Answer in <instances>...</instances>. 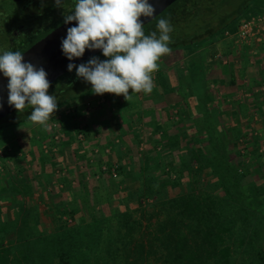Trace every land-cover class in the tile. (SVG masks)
<instances>
[{
  "label": "trees",
  "instance_id": "obj_1",
  "mask_svg": "<svg viewBox=\"0 0 264 264\" xmlns=\"http://www.w3.org/2000/svg\"><path fill=\"white\" fill-rule=\"evenodd\" d=\"M11 1L14 6L8 9L0 0V42L4 41L9 47H13L10 42L17 41L19 44V41H25L26 34L20 31L21 24H28V29L33 21L51 18L46 28L49 29L64 19L65 12L71 14L76 3V0H62L61 7H57L55 0ZM248 2L242 3L234 13H223L216 22L208 18L213 10L206 6L204 27L200 28L196 22L194 31H189L184 37L171 39L169 47L186 48L211 39L217 33L221 35L225 30L234 32L242 16L259 11L264 4L262 1L256 9H250L244 14L245 10L242 9ZM200 10L199 6H188L174 0L143 25L144 32L146 35L151 32L159 35L156 25L161 18L168 19L173 28L191 16L201 20ZM56 18L60 19L57 21ZM32 41L24 46L20 44V50ZM100 55L102 51L80 63ZM190 62L184 65L188 81H200L205 75L202 62ZM259 68L257 66V77L253 85L244 88L250 94L246 97L249 110L244 119L236 121L231 129L226 130L228 135L221 136L218 125L211 121L205 111L200 129H194L193 133L179 137L178 133L171 135L163 131V143L172 151L170 158L163 162V166H166L163 170L165 177L161 185L154 186L143 172L160 163L154 162L152 165L149 159L147 165H138V168L141 166L138 170L140 183L134 195L140 207L136 216V207L129 209L123 202H119L107 214L91 212L88 219L80 216L76 219L81 201L71 192L66 177L61 179L64 181L61 197L51 205L54 212L48 229L36 225V216L40 212L36 205L30 203L31 207L25 209L23 203L18 201L19 212L4 218L0 204V264H264V172L259 173L257 179L249 180L250 183H244L246 175L251 171L250 167L259 155L256 135H252L256 137L255 144L252 138H245L251 109L256 108L261 112L264 105V95L261 93L264 74ZM71 73L64 82L53 84L61 75L50 81L48 94L62 96L59 100L62 99L60 102L64 104L77 96L95 94L89 82L77 77L75 68ZM162 74L163 71L156 72L154 82L167 90ZM254 87H257V91ZM60 102L57 108L64 105ZM77 107L74 106L75 111ZM31 110L30 107L22 112L15 109L4 115L0 120L8 116L11 119L3 123L2 127L20 124L22 121L31 123L28 120ZM230 110V114L233 113ZM107 111L109 115L114 113L108 108ZM11 114H14L13 118ZM217 116H222L221 110L217 111ZM90 118L92 123L88 125L86 123L89 121L81 124L70 121L69 128L65 129L67 136L73 131L74 139L82 142L90 134L89 129L94 128L95 116ZM110 120L113 119L108 118L107 121ZM77 131L81 132L82 140L75 138ZM239 143L243 145L245 158L236 163L231 162L229 151L233 144ZM48 151L49 155L58 153L50 149ZM174 152L177 155L176 161L170 160ZM166 154L163 152L164 158ZM146 157L149 158V155ZM111 165L108 162L106 169L99 166L98 174L102 175ZM183 177L187 180V190L164 197L162 187L178 186ZM16 196L18 194L13 198ZM148 197L151 201L144 203L143 199ZM93 201L92 196L91 206L95 203ZM25 212L31 215L30 221L22 219Z\"/></svg>",
  "mask_w": 264,
  "mask_h": 264
},
{
  "label": "rangeland",
  "instance_id": "obj_2",
  "mask_svg": "<svg viewBox=\"0 0 264 264\" xmlns=\"http://www.w3.org/2000/svg\"><path fill=\"white\" fill-rule=\"evenodd\" d=\"M1 1L5 8L9 9L14 6L11 0ZM242 1L227 0V4L213 6V14H209L208 18L216 22L217 18L223 15V13L229 11L234 13L239 9ZM246 1L249 2L242 9L245 10L244 14L250 11V9H256L264 0ZM201 17L203 18L202 14ZM56 19L58 21L60 18ZM56 19L54 20L56 21ZM50 21L51 18L40 19L38 24H31L28 29L26 28L28 24H21L20 31L26 34L25 41H19V44L17 41L10 42L13 47H9V44L7 45V43L1 40L0 54H3L4 51H16L18 49L21 51V45L24 46L26 43L32 41L33 37L38 35L42 29H45L44 27ZM224 32L221 35L217 33L211 39H205L192 44L190 47L171 48L170 53L159 59V69L152 73L154 82L156 72L163 71L162 79L166 83L167 90H164L158 83L154 82L151 93H131L130 89L129 94L131 98L129 100H126L121 95L118 100H112L100 106L92 115L95 116L93 122L98 124L97 127L93 126L96 131L94 132V130L89 129L92 132L91 135L86 136L82 141L83 143L79 146L77 145L80 142H76L72 134L67 136L65 132V138L67 137L68 143H64V145L62 143L63 146H60L61 143L57 144L56 151H59V154L53 153L49 155V153L44 152L39 144L37 146V139L31 138L25 132L22 138L25 137V141L31 142H29V147H25L28 153L24 154L26 151L20 152L15 158L14 155L16 153H12V150L6 149V146H1V144L11 141L12 139L9 138L16 136L22 129H28L27 133L29 132L32 135V133L37 134V130L42 129V127L33 122L22 121L20 124L17 123L3 128V123L11 118L8 116L1 119L0 149L2 147L3 150L1 149V151L4 155L1 156L0 162H5L6 164L5 172L1 173V171H4V167L0 171L2 216L9 218L19 212L20 207L17 205V202L20 200L18 198H25V196L31 195L33 202H36L37 205L40 204L39 207L43 211L42 213L38 212L36 225L39 228L48 229L51 226L54 212L51 209V203L61 197L60 193L64 181L60 179L65 176V173H68L66 169L69 170V176H72L66 177L69 180L71 192L81 201L76 219L79 216L88 219L91 212L94 214L99 212L107 214L119 202H123V205L129 209L136 207V212H134V216H136L139 213L138 208L140 207L137 205L134 195L135 188L140 183L138 180V170L141 166L138 168V165H147L149 159L152 161H150L152 165L154 162L160 163L158 166L154 164L155 167H151L143 172L149 183L154 186L161 185L162 179L165 177L163 170L166 169V166H163V162L170 158L169 156L172 154V151L163 143L165 139L163 131L171 135L178 133L177 136L179 135V137H184L190 132L193 133L194 129H200L202 115H205V111L211 121L215 125H218L221 136H226L228 135L226 130L231 129L236 121L244 119V115L249 110V106L246 104L247 99L242 95L241 91L253 85V81L257 77V66L263 70L264 74V54H259L260 51L264 50V45L258 47L257 44L264 36L259 42L255 43L253 39L241 41L233 36V32ZM102 58L106 59L103 54L100 55L99 59L103 60ZM192 60L202 62L205 75L200 81L189 82L184 71V65L191 63L190 61ZM70 74L72 73L68 72L61 75L53 84L64 82ZM261 93L264 95V90ZM59 98H62V96H56L57 103L62 101ZM81 98L77 96L73 98L74 100L72 99L74 102L67 101L65 104L63 102L59 104L69 105L74 103L77 106ZM262 107L261 112L256 108L251 109L249 115V129L245 138H252V142L255 144L257 137L259 141L257 152L259 155L256 158V162L250 167L251 171L246 175L244 183H250L249 180L257 179L258 174L264 172V105ZM27 108L29 107L25 109ZM107 108L110 111L113 110L114 113L109 115ZM229 108L232 109L233 113L230 114L231 110L229 111ZM220 110L222 111V116L219 117L217 116V111ZM13 115L11 114L10 116L13 118ZM74 116H76L75 120L82 117L79 105ZM108 118L113 120L108 122ZM72 120V118L67 117L63 120L62 125L65 128H69L70 121ZM87 121L89 122L86 125L91 122V118L88 117ZM252 135H256V137ZM105 137H107L106 140ZM46 138L48 139V135ZM91 138L92 141H89ZM16 140L12 143L15 144L14 146L19 151L22 147L16 143ZM25 141L22 142L23 145ZM232 146L231 151H229L231 162L236 163L239 159L245 158L246 154H244L241 143L237 145L233 144ZM163 152L167 153L165 158ZM147 155H149V158L146 157ZM51 156L61 161L53 159L55 165L51 167L49 165L42 166L41 161L49 159ZM11 157H14V160L12 159L13 165L10 166L7 161L10 162ZM38 157L40 161L39 159L37 161ZM170 160H177L176 152H174ZM108 162L112 164L109 167L110 169L104 170L105 172L99 175L97 171L99 166L101 169H106ZM259 162L260 165H258ZM55 167L57 172H55ZM32 168H35V171L38 172L36 173ZM51 168L54 170L52 171ZM126 171H128L127 174L125 173ZM51 173L55 176L53 181L43 180L42 183L38 178L44 179V175ZM34 174L37 175L36 179L33 178ZM184 177L178 186L162 187L164 197L187 190V180ZM25 180L29 182L27 183ZM17 181H20L19 184H16ZM42 186L45 188V192H50V194L46 196L44 190L41 191L43 189ZM54 186H57V189H54ZM12 187H14L13 191L11 190ZM29 187H32V189ZM36 193L46 196V201L43 198H39L40 196ZM17 194L18 196L13 198ZM90 194L94 198L93 202H95L92 206L90 205V198L92 197L89 196ZM143 201L144 203H149L151 198L148 197L147 199H143ZM23 204L25 203L23 202ZM24 207L26 209L28 206ZM30 218L31 215L25 212L22 219L30 221Z\"/></svg>",
  "mask_w": 264,
  "mask_h": 264
},
{
  "label": "clouds",
  "instance_id": "obj_3",
  "mask_svg": "<svg viewBox=\"0 0 264 264\" xmlns=\"http://www.w3.org/2000/svg\"><path fill=\"white\" fill-rule=\"evenodd\" d=\"M62 0H55L61 7ZM155 7L149 0H76L71 14L64 15L67 28L61 41L63 54L69 61L81 57L86 49H99L107 59L93 56L86 63H69L76 75L89 82L91 91L102 95L151 93L154 87L152 73L159 69V59L170 53V33L173 26L166 18L157 22L156 32L146 35L141 16L153 17ZM0 72L8 78V104L22 112L30 107L28 120L47 129L48 120L57 110V99L48 94L50 82L43 67L25 61L20 51L0 54Z\"/></svg>",
  "mask_w": 264,
  "mask_h": 264
},
{
  "label": "water",
  "instance_id": "obj_4",
  "mask_svg": "<svg viewBox=\"0 0 264 264\" xmlns=\"http://www.w3.org/2000/svg\"><path fill=\"white\" fill-rule=\"evenodd\" d=\"M173 1L174 0H149V3H152L155 7L153 17ZM153 17L141 16L140 20L145 24ZM76 23V21H71L66 24L63 20L20 51L25 61L33 63L38 68H44L49 82L67 71V65L69 63L78 64L87 57L101 51L99 49H86L84 54L79 58H73L72 61L66 58L61 49V41L66 37L67 28L76 26ZM7 83L8 78L4 77L3 73L0 72V118L15 110L14 106L8 104Z\"/></svg>",
  "mask_w": 264,
  "mask_h": 264
},
{
  "label": "built area",
  "instance_id": "obj_5",
  "mask_svg": "<svg viewBox=\"0 0 264 264\" xmlns=\"http://www.w3.org/2000/svg\"><path fill=\"white\" fill-rule=\"evenodd\" d=\"M224 33H227L225 30ZM235 38L241 41H246L253 39L259 41L264 36V4L261 5L259 11L250 12L245 16H242L236 25L234 32L232 33ZM121 95H115L111 93H104L102 95L98 94H89L82 96L80 102L77 104L81 109V119L75 120L76 113L74 109V103L69 105H63L57 108L54 114L50 117L47 124V129L43 130L48 135V143L43 142L40 144L44 152L49 153L48 149L56 151L57 144L65 138V126L63 120L67 117L73 119V121L81 124L87 121L88 117H91L97 108L102 105H105L107 101L118 100ZM78 124V126H79ZM98 124L94 122V127H97ZM73 135V131H71ZM75 138L82 139L81 132L75 133ZM49 146V147H48ZM2 156V151L0 149V157Z\"/></svg>",
  "mask_w": 264,
  "mask_h": 264
},
{
  "label": "crops",
  "instance_id": "obj_6",
  "mask_svg": "<svg viewBox=\"0 0 264 264\" xmlns=\"http://www.w3.org/2000/svg\"><path fill=\"white\" fill-rule=\"evenodd\" d=\"M257 42H259V41H255V43H257ZM258 44V47H261L262 45H264V37H263V39L259 42V43H257ZM264 50H262V51H260L259 52V54H264V52H263ZM250 61V60H249ZM223 62H224V60H223ZM255 88V87H254ZM256 89V91H257V87L255 88ZM264 90V89H263ZM241 93H242V95L243 96H245V97H249V91L248 90H242L241 91ZM242 96V97H243ZM74 100V99H73ZM72 99H70V100H68V101H71V102H74ZM38 125V124H37ZM40 126V125H39ZM29 128V127H28ZM95 128H92L91 130H94ZM27 131H28V129H22L20 132H18V134H16V136H11L9 139H12L11 141H6L4 144H1V146H6V149H8V150H12L13 152L12 153H16V155H14V157L16 158L17 157V155H19L20 154V152H23V151H26V152H24V154H26V153H28V150H26V148L25 147H29V142L26 140L25 141V137L24 138H22V135H25V132H26V134L28 135V136H30L31 138H36L37 139V141H38V143H36L37 144V146H39L40 144H42L43 142H45V143H47L48 141H47V138H46V136H47V133L43 130V128L41 129L40 128V130H37L38 131V133L37 134H35V133H32V135H30L31 133H27ZM96 130H94V132H95ZM91 133L92 132H90V134H88V135H91ZM93 134H95V133H93ZM40 136V137H39ZM14 138H15V140H16V143L17 144H19L22 148L18 151V148H16L14 145V143H12L13 141H15L14 140ZM96 138V137H95ZM107 138V137H106ZM106 138H105V140H106ZM25 141V143H24V145H23V143L22 142H24ZM40 140V141H39ZM64 140H66V139H64ZM96 140V139H95ZM88 141V140H87ZM89 141H92V138L89 140ZM88 141V142H89ZM40 142V143H39ZM77 142V141H76ZM85 142V141H84ZM103 142H104V139H103ZM31 143V142H30ZM32 143H33V141H32ZM59 143H61L60 144V146H63L64 145V143H68L67 142V140H66V142H59ZM62 143H63V145H62ZM83 142H80L77 146H79L80 144H82ZM90 143V142H89ZM88 143V144H89ZM35 144V145H36ZM39 144V145H38ZM107 144V143H106ZM105 144V145H106ZM108 145V144H107ZM1 149H2V147H1ZM3 150V149H2ZM59 152V151H58ZM50 154V153H49ZM59 154V153H58ZM4 155V153L2 152V156ZM57 156V155H56ZM14 157H11L10 158V162L9 161H7V163H9L10 164V166L11 165H13V161H12V159L14 160ZM1 158V157H0ZM87 158H89V157H87ZM38 159H39V161H40V158L38 157L37 158V161H38ZM49 159H52V160H49ZM49 159H43L42 161H41V163H42V166L43 165H49V167H51L52 165H55L54 164V160L53 159H55V158H53L52 156H51V158H49ZM55 160H58L57 158L55 159ZM16 161V160H15ZM58 161H61V160H58ZM15 163V162H14ZM99 164V163H98ZM2 166V167H1ZM19 166V165H18ZM0 171L2 170V168L4 167V171L2 172L1 171V173H4L5 172V170H6V164H5V162H0ZM59 167V166H58ZM19 168V167H18ZM56 171L55 172H57V169H56V167L54 168ZM53 168H51V170L53 171L54 170ZM64 169V168H63ZM32 170L33 171H35V168H32ZM66 171H68V173H65V176L64 177H62L61 179H64L65 177H68L69 176V170L68 169H66ZM36 172V171H35ZM38 172V171H37ZM36 172V173H37ZM52 174V173H51ZM48 174V175H44V179L43 178H41V177H38L41 181H42V183H43V180L44 181H53L54 180V175L52 174ZM79 174V173H78ZM19 175V174H18ZM35 175V174H34ZM75 175H77V174H75ZM36 176L37 175H35L33 178L34 179H36ZM40 176H41V174H40ZM85 176V175H84ZM69 177H72V176H69ZM85 177H87V176H85ZM60 179V178H59ZM60 179V180H61ZM25 181H27V180H25ZM19 182L20 181H17V183L16 184H19ZM29 181H27V183H28ZM38 182H40V181H38ZM37 182V183H38ZM31 184V183H30ZM30 184H29V186H30ZM32 186V185H31ZM43 187V186H42ZM57 186H54V189H57L56 188ZM30 189H32V187H29ZM44 190V192H45V188L43 187V189H41V191H43ZM40 191V192H41ZM46 194V196L48 195V194H50V192H45ZM33 194H35L34 192H33ZM36 194H38V193H36ZM39 196V198H43V200L44 201H46V199H45V197L46 196H43V195H41L40 193L38 194ZM31 198H33L31 195H29V196H25V198L23 197V198H20L19 197V199H20V201L21 200H23L22 201V203L24 202L25 204H23V206H30V203L31 204H33V205H36L37 206V209L40 211V213H42L43 211H42V208L41 207H39V205H37L36 204V202H32L33 200L31 199ZM41 204H43V203H41ZM32 205V206H33ZM51 205H52V203H51ZM52 209V208H51Z\"/></svg>",
  "mask_w": 264,
  "mask_h": 264
},
{
  "label": "flooded vegetation",
  "instance_id": "obj_7",
  "mask_svg": "<svg viewBox=\"0 0 264 264\" xmlns=\"http://www.w3.org/2000/svg\"><path fill=\"white\" fill-rule=\"evenodd\" d=\"M179 1H182L183 4L188 5V6H190V5H196V6L201 7L200 17H201V14H202L203 18L200 20V19L195 18L194 16H191V17L187 18L186 20H183L179 24V26L174 27L173 28V31L170 33V36H171V39L172 40H173V38L176 39L178 37H184L186 34H189V31H194V29L196 27L195 26L196 25L195 24L196 22L200 25V28H203L204 27L203 24L206 22V18H204V14H206L205 11H204L205 10L204 9V6L205 7L206 6L213 7V6H222L223 4H227V0H179ZM245 1L246 0H243L242 3H244ZM212 10H213V8H212ZM65 15H68V12L67 13L65 12ZM63 20L64 19H62L60 22H62ZM60 22H57L56 24L50 26L49 29H46L47 26H48V24H49L48 23L46 25V27H44L45 29H42L41 32L38 33V35L34 38L33 41L37 40L39 37H41L42 35H44L46 32H48L51 28H53L54 26H56ZM35 23L38 24V21L37 22L33 21L32 24L35 25Z\"/></svg>",
  "mask_w": 264,
  "mask_h": 264
}]
</instances>
